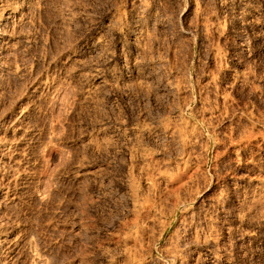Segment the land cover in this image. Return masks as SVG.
<instances>
[{"label":"rangeland","instance_id":"obj_1","mask_svg":"<svg viewBox=\"0 0 264 264\" xmlns=\"http://www.w3.org/2000/svg\"><path fill=\"white\" fill-rule=\"evenodd\" d=\"M0 264H264V0H0Z\"/></svg>","mask_w":264,"mask_h":264},{"label":"bare ground","instance_id":"obj_2","mask_svg":"<svg viewBox=\"0 0 264 264\" xmlns=\"http://www.w3.org/2000/svg\"><path fill=\"white\" fill-rule=\"evenodd\" d=\"M151 1H152V0H151ZM221 1H222V0H221ZM224 2H225V0H224ZM254 2H255V1H254ZM140 3H141V2H140ZM238 4H239V3H238ZM261 4H262V3H261ZM229 5H230V4H229ZM144 6H145V5H144ZM254 6H255V5H254ZM198 8H199V7H198ZM254 8H255V7H254ZM140 9H141V8H140ZM144 9H145V8H144ZM136 10H137V9H136ZM142 10H143V9H142ZM195 10H196V9H195ZM139 11H140V10H139ZM245 11H246V9H245ZM250 13H251V11H250ZM197 14H200V13H197ZM251 14H252V13H251ZM256 14H257V13H256ZM242 15H243V14H242ZM252 15H254V13H253ZM141 16H143V15H141ZM143 17H144V16H143ZM143 17H142V18H143ZM145 18H146V17H145ZM135 19H136V18H135ZM147 19H148V18H147ZM140 20H141V19H140ZM142 20H143V19H142ZM138 21H139V20H138ZM167 21H168V20H167ZM117 22H118V21H117ZM125 22H126V21H125ZM125 22H124V23H125ZM133 22H134V21H133ZM139 22H140V21H139ZM143 22H144V21H143ZM161 22H162V21H161ZM158 24H159V23H158ZM150 26H151V25H150ZM151 27H152V26H151ZM154 27H155V26H153V28H154ZM163 27H164V26H163ZM141 28H142V27H141ZM141 28H140V29H137L134 33H132V34H133V37H134L135 39H141L140 37H142L144 34H145V35L147 34V33H146L147 30H146V32H145V31H144L145 29L142 28L143 30H141ZM120 30H121V29H120ZM128 30H129V29H128ZM153 30H154V29H153ZM153 30H152V31H153ZM128 32H129V31H128ZM149 34H150V33H149ZM145 35H144V36H145ZM147 35H148V34H147ZM147 35H146V36H147ZM150 35H151V34H150ZM144 36L142 37L143 39H144ZM146 36H145V37H146ZM148 37H149V35H148ZM145 39H146V38H145ZM149 39H150V38H149ZM95 40H96V39H95ZM133 40H134V39H133ZM141 40H142V39H141ZM97 41H98V42H97ZM97 41H96L95 44H96L97 47H99V44L101 43V41H100V39H98ZM130 41H131V40H130ZM135 41H136V40H135ZM138 41H139V40H138ZM146 41H147V40H146ZM105 42H106V41H105ZM143 42H144V41H143ZM143 42H142V43H143ZM138 43H140V42H138ZM103 44H104V43H103ZM134 44H135V43H134ZM144 44H145V43H144ZM135 45H137V43H136ZM142 45H143V44H142ZM138 46L140 47V45H137V47H138ZM143 46H144V45H143ZM121 48H123V47H121ZM133 48H134V47H133ZM135 48H136V46H135ZM140 48H141V47H140ZM140 48H138V50H139ZM127 49H128V48H127ZM142 49H143V48H142ZM142 49H141V50H142ZM102 50H103V48H102ZM106 51H107V50H106ZM127 51H128V50H127ZM128 52H129V51H128ZM134 52H135V51H134ZM142 52H143V51H142ZM95 53H96V52H95ZM97 53H99V52H97ZM101 53H102V52H101ZM104 53H105V52H104ZM132 53H133V52H132ZM138 53H139V52H138ZM127 54H128V53H127ZM127 54H126V55H127ZM128 55H129V54H128ZM128 55H127V56H128ZM134 55H135V54H134ZM125 57H126V56H125ZM125 57H124V58H125ZM128 57H129V56H128ZM135 57H136V55H135ZM124 58H123V60H124ZM156 58H157V57H156ZM125 59H126V58H125ZM128 59H129V58H128ZM130 59H132V58H130ZM133 59H134V58H133ZM142 59H143V58H142ZM126 60H127V59H126ZM154 60H155V59H154ZM133 61H134V60H133ZM135 61H136V60H135ZM156 61H157V60H156ZM138 62H139V61H138ZM138 62H137V63H138ZM152 62H153V61H152ZM157 63H158V62H157ZM134 64H135V63H134ZM140 64H141V63H140ZM140 64H139V65H140ZM136 65H137V64H136ZM141 65H142V64H141ZM128 67H129V66H128ZM139 69H140V68H139ZM130 70H131V69H130ZM100 73H101V72H100ZM134 73H135V72H134ZM98 74H99V73H98ZM94 76H95V75H94ZM101 77H102V76H101ZM96 79H97V78H96ZM99 79H100V78H99ZM105 80H106V78H105ZM99 83H100V82H99ZM134 129H135V128H134ZM172 129H173V128H172ZM172 129H171V130H172ZM169 130H170V129H169ZM171 130H170V131H171ZM170 131H169V132H170ZM173 131H174V130H173ZM171 133H172V132H171ZM168 135H169V134H168ZM171 178H172V177H171ZM169 179H170V178H169ZM176 180H177V179H176ZM170 183H171V182H170Z\"/></svg>","mask_w":264,"mask_h":264}]
</instances>
